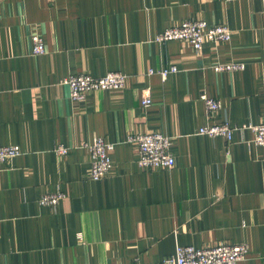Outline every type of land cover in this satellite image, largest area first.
<instances>
[{
	"label": "crops",
	"instance_id": "1",
	"mask_svg": "<svg viewBox=\"0 0 264 264\" xmlns=\"http://www.w3.org/2000/svg\"><path fill=\"white\" fill-rule=\"evenodd\" d=\"M200 17L229 42L197 51L158 35ZM46 52L33 54L32 34ZM246 62L216 71V62ZM176 66L164 78L161 71ZM150 70L155 72L149 74ZM128 75L119 89L71 98V74ZM153 103L143 107V88ZM219 98L209 112L201 94ZM264 11L259 0H0V145L22 154L0 167V264L157 263L177 246L247 242L239 264H264ZM229 122L232 137L198 133ZM175 137L172 168L144 169L130 134ZM115 142L113 171L90 177L79 145ZM71 149L54 152L57 144ZM64 192L56 206L38 202Z\"/></svg>",
	"mask_w": 264,
	"mask_h": 264
},
{
	"label": "built area",
	"instance_id": "2",
	"mask_svg": "<svg viewBox=\"0 0 264 264\" xmlns=\"http://www.w3.org/2000/svg\"><path fill=\"white\" fill-rule=\"evenodd\" d=\"M236 1V0H223ZM264 11V0H259ZM232 38V30L226 23L211 24L205 18L193 17L181 22L177 26L167 28L157 37L159 41L185 40L197 51H202L207 43L218 44L229 42ZM33 54L41 55L46 51L44 36L36 29L32 34ZM213 68L218 71H236L246 68V62L230 60L216 62ZM177 71L176 66L159 73L166 78L169 72ZM150 70L149 74L154 73ZM70 87V95L73 100L82 101L87 94L96 90L119 89L128 83V75L122 71H111L97 77L88 73L71 74L62 80ZM207 110L211 113L218 112L222 106L219 98L201 94ZM153 103L150 87L143 88L142 105L149 107ZM255 133L254 142L264 145V121L259 124H249ZM236 127L229 122L204 125L198 133L208 136L232 137ZM128 141L136 146V162L141 168H172L176 164V156L173 152L175 137L166 135L160 131H148L130 134ZM80 147L87 150L90 156L89 174L94 180H100L109 175L114 168L111 153L115 149V142L96 137L93 140L83 141ZM71 147L63 143L57 144L54 151L59 156L67 155ZM22 154L20 146L14 144L0 145V167L12 166L13 160ZM66 197L64 192H45L41 194L38 202L44 206H56ZM250 247L247 242L220 243L209 247H197L194 245L177 246L176 252L166 256L162 261L151 264H239L248 255ZM134 264H148L136 262Z\"/></svg>",
	"mask_w": 264,
	"mask_h": 264
},
{
	"label": "rangeland",
	"instance_id": "3",
	"mask_svg": "<svg viewBox=\"0 0 264 264\" xmlns=\"http://www.w3.org/2000/svg\"><path fill=\"white\" fill-rule=\"evenodd\" d=\"M46 52V51H45ZM97 77H100V76H97ZM14 145H18V144H14ZM19 146V145H18ZM55 152V151H54ZM56 153V152H55ZM58 155V154H57ZM8 167H10V166H8ZM241 262V261H240Z\"/></svg>",
	"mask_w": 264,
	"mask_h": 264
}]
</instances>
